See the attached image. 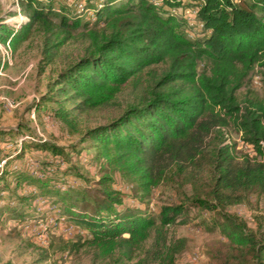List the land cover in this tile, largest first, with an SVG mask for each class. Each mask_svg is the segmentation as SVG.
Wrapping results in <instances>:
<instances>
[{"label":"trees","instance_id":"trees-1","mask_svg":"<svg viewBox=\"0 0 264 264\" xmlns=\"http://www.w3.org/2000/svg\"><path fill=\"white\" fill-rule=\"evenodd\" d=\"M21 1L27 21L0 19V41L13 47L35 25L49 59L72 31L87 27L83 53L57 73L36 109L55 103L52 116L72 126V111L116 104L128 85L137 91L115 117L86 128L75 142L34 138L41 154L33 166L22 162L30 141L19 148L4 144L23 127L0 126V202L6 204L0 217L64 218L103 258H130L153 231L151 264H173L186 239L169 235L167 226L186 223L188 208L168 204L154 213L124 199L142 201L163 181L179 179L193 188L191 206L220 216L215 226L227 241L208 250L209 264H264V232L255 234L223 211L251 193L264 195V90L236 95L256 65L264 86V0H83L96 15L91 27L65 0ZM202 62L209 73L199 71ZM228 126L253 146L254 156H237ZM87 155L100 172L91 193L74 166ZM116 173L132 182L129 192L112 186ZM34 201L47 207L38 210Z\"/></svg>","mask_w":264,"mask_h":264},{"label":"rangeland","instance_id":"rangeland-1","mask_svg":"<svg viewBox=\"0 0 264 264\" xmlns=\"http://www.w3.org/2000/svg\"><path fill=\"white\" fill-rule=\"evenodd\" d=\"M24 3L21 0H0V19L6 21L13 17L11 20L21 22L18 19L19 16L27 15L23 10ZM54 20L58 21L56 18ZM91 25L92 23L89 27ZM86 30L87 27L81 26L72 31L71 38L49 59L42 52L43 32L35 25L17 41L14 47L10 44V63H5L0 74V126L15 129L20 124L23 127L22 135L15 136L13 142H3L8 147L12 144L9 148H19L23 143L27 144L30 141L22 157L24 164L33 166L34 156L41 154L33 147L34 138H46L60 145H68L77 141L86 128L103 124L111 117H115L135 96L137 89L128 85L119 94L116 104L81 114L72 111L71 115L75 120L72 126L52 116L51 113L56 108L55 103L47 102L44 104L45 108H35L34 104L47 91L48 84L57 73L83 53L88 42L87 37L83 35ZM2 45L3 42L0 41V66L5 59L2 55ZM209 68L208 64L202 62L198 69L209 73ZM257 74L260 75L258 65L249 71L244 85L236 91L238 98H241L248 89L262 94L264 88L252 84L253 76ZM7 102H11L12 106H9ZM66 107L70 105L66 104ZM32 109L35 110V119L30 116ZM227 131L229 139L236 141L239 138L240 134L232 126H228ZM245 150L247 149L243 147H235L238 157L248 154ZM93 152L91 149L89 153L93 154ZM91 164H95L91 155L85 156L82 160L77 159L74 164L79 173L86 177L83 188L89 193L94 188H99L96 180L100 176V172ZM114 177L116 181L112 186L129 192L132 182L118 173ZM205 179L206 177L202 176L199 182ZM73 180L74 175H71L68 183ZM192 192L193 188L190 184L183 183L179 179H169L152 188L149 195L143 197L142 201L130 197L124 199L127 206L139 205L154 213L160 206L168 204L181 203L188 208L186 223H173L167 226L169 235L186 239L184 248L176 254L173 264H209L208 250L220 242L227 241L219 228L215 226L216 218L220 217L217 211L203 212L202 209L189 204L188 196ZM33 204L38 210L47 207V203L34 201ZM1 205L6 204L1 201ZM223 211L236 215L255 234L264 232L263 194L251 193L248 201L228 205ZM8 216V212H5V215L0 217V264H151L147 250L152 245L153 231L134 248L130 258H121L117 253L112 257L103 258L97 254L96 246L83 243L79 239V234H85V232H80L76 226L68 223L64 218L56 222L55 216L47 214L42 218H27L18 222L8 220ZM73 242L77 243L76 248L71 246Z\"/></svg>","mask_w":264,"mask_h":264},{"label":"built area","instance_id":"built-area-1","mask_svg":"<svg viewBox=\"0 0 264 264\" xmlns=\"http://www.w3.org/2000/svg\"><path fill=\"white\" fill-rule=\"evenodd\" d=\"M65 2L68 3V4L73 3L77 13H80V14L81 13H85L87 18L90 20V23H93L95 21L96 15L94 14V12L92 10H90V9L85 7L83 0H65ZM8 19H6V21H8V22L13 21V22L18 23V21L11 20V19H13V17H10ZM18 19H19V21H24V20H28V17H27V15H25V16H21L20 15ZM2 55H3V57L5 59H3V62H1L2 64L0 66V74H2V69H3L4 65H5V63H10L11 50H10V42H9V40H6V42H3ZM252 84L254 86H256V87L264 88L263 83H262L261 78H260V75H258V74L253 76ZM7 104L9 106H12L11 102H9V103L7 102ZM30 116H31L32 119H35V110L34 109L31 110V115ZM227 142H230V140L228 139ZM236 145H237L236 147H243V148L247 149L245 151L250 156H252L253 154H256V151L254 150L253 146L250 145V144H247L246 142H244L240 138V135H239V138L236 140ZM4 162H5V160H2L0 162V165H2ZM34 163L35 162H33V165H34ZM35 174L40 175L36 171H35Z\"/></svg>","mask_w":264,"mask_h":264}]
</instances>
